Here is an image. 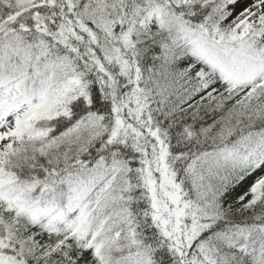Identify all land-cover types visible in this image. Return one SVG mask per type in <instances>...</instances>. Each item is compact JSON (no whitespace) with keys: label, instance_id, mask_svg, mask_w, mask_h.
I'll list each match as a JSON object with an SVG mask.
<instances>
[{"label":"snow or ice","instance_id":"obj_1","mask_svg":"<svg viewBox=\"0 0 264 264\" xmlns=\"http://www.w3.org/2000/svg\"><path fill=\"white\" fill-rule=\"evenodd\" d=\"M0 264H264V0H0Z\"/></svg>","mask_w":264,"mask_h":264}]
</instances>
